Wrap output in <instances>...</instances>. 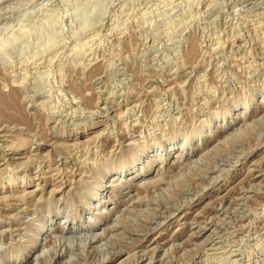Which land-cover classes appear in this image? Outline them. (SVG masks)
Masks as SVG:
<instances>
[{"label":"rangeland","instance_id":"1","mask_svg":"<svg viewBox=\"0 0 264 264\" xmlns=\"http://www.w3.org/2000/svg\"><path fill=\"white\" fill-rule=\"evenodd\" d=\"M168 263L264 264V0H0V264Z\"/></svg>","mask_w":264,"mask_h":264},{"label":"bare ground","instance_id":"2","mask_svg":"<svg viewBox=\"0 0 264 264\" xmlns=\"http://www.w3.org/2000/svg\"><path fill=\"white\" fill-rule=\"evenodd\" d=\"M257 6V5H256ZM230 9V8H229ZM263 9V8H262ZM255 32V31H254ZM255 39V38H254ZM235 41V40H234ZM254 42V41H253ZM232 45V44H231ZM245 52V51H244ZM23 60V59H22ZM47 60V59H46ZM21 61V60H20ZM225 61V60H224ZM50 63V62H49ZM199 95V94H198ZM28 96V95H27ZM180 101V100H179ZM36 103V102H35ZM47 109V108H46ZM124 113V112H123ZM199 113V112H198ZM86 114V113H85ZM134 119V118H133ZM81 160V159H80ZM196 162V161H195ZM170 163V162H169ZM260 174V173H259ZM41 186V185H40ZM197 191V190H196ZM34 193V192H33ZM252 207V206H251ZM156 208V207H155ZM174 213V212H173ZM228 220V219H227ZM248 222V221H247ZM227 228V227H226ZM231 228V227H230ZM62 229V228H61ZM65 229V228H64ZM71 230H73V228L71 229ZM71 230H68L66 233L67 234H70L71 235V233L72 232H70ZM218 231V230H217ZM57 234V233H56ZM98 237V236H97ZM72 240V239H71ZM150 243H152V242H150ZM219 245V244H218ZM238 249V248H237ZM211 250V249H210ZM194 254V253H193ZM205 254V253H204ZM59 256V255H58ZM196 256V255H195ZM207 257V256H206ZM227 258V257H226ZM116 259H118V258H116ZM193 259V258H192ZM205 259V258H204ZM212 259V258H211ZM200 260V259H199ZM169 264V263H168Z\"/></svg>","mask_w":264,"mask_h":264}]
</instances>
